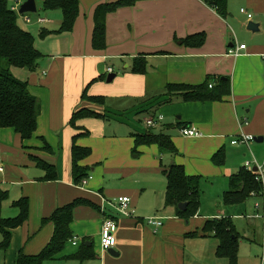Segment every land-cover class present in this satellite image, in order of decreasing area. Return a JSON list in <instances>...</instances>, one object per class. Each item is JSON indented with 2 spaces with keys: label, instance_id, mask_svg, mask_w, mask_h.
<instances>
[{
  "label": "crops",
  "instance_id": "crops-1",
  "mask_svg": "<svg viewBox=\"0 0 264 264\" xmlns=\"http://www.w3.org/2000/svg\"><path fill=\"white\" fill-rule=\"evenodd\" d=\"M26 1L14 0L9 5L14 7L12 4L21 5ZM34 1L37 13L46 22L38 29H31L18 16V23L33 34L35 47L43 58L35 72L21 69L18 75L14 73L17 69L12 72L19 80L28 82L31 95L41 102L38 128L28 141L14 129H0V188L9 194L2 217H17L19 211L13 208V203L27 198L29 218L13 231L10 248L0 249V264H16L20 253L38 255L54 234L53 223L46 220L58 208L76 201L87 204L74 210L71 225L74 237L59 256L45 264H205L212 254L216 257L218 247L216 239L202 236V229L210 219H234L243 238L240 246L245 241L251 242L248 234L241 233L243 227L237 220H263L258 217L264 213L259 208L249 218L232 214L246 212L248 202L263 198L251 197L240 205L224 204L226 213L218 208L217 212L206 215L203 203L206 190L202 183L209 184L207 190L215 185L218 188V183L221 187L218 190L222 192L219 198L223 201L230 177L245 166L233 169L231 158L239 145L231 142V146H226L225 141L244 134L262 138L264 143V0H228L227 19L221 18L203 0L140 1L108 16L107 47L103 51H95L92 46L94 12L100 4L119 0H79L80 14L70 33H58L63 21L61 11H44L45 0ZM241 9L254 14L253 19H248ZM251 22L259 26L257 32L247 30ZM43 30L50 35L41 38ZM199 34H205L203 46L184 43L188 37ZM240 45L247 46L242 55H231L230 50ZM138 58L147 63L144 75L131 73ZM116 65L122 68L123 74L137 79V88L131 96L139 98L135 115L143 118L145 126L142 131L129 132V138L119 145L109 144L108 141L115 139L105 137L108 136L105 126L98 122L102 117L81 119L76 127L70 126L73 114L79 109L91 110L104 118L102 102L95 98L108 94L104 92L105 73L111 68L115 74ZM208 78L214 84L220 78L230 79V96L222 102L205 103L165 96L168 84L197 86ZM151 117L163 119L148 129L145 121ZM89 126L99 131L93 132L94 140L90 144L87 141L91 132L86 129ZM186 127L197 128L203 137H183L180 130ZM148 132L171 137L179 154L169 165H182L187 175L202 177L201 207L189 221L178 217V207L165 206L167 179L163 166L169 165L164 163V154L155 145H135L134 136ZM46 144L51 148L49 153ZM74 144L93 149L90 157L81 161L85 179H90L85 187L74 182ZM220 150L225 152L223 166L212 161ZM37 159L53 165L58 179L44 181L46 172L37 165ZM140 177L149 179L145 182L147 186L141 179H134ZM124 196L131 198L134 216L124 217L114 212V203ZM149 218L162 220V227L155 230L147 224ZM108 219L118 225L114 248L118 257L101 248V231ZM193 233H198L199 238H187ZM2 239L0 233V243ZM84 242L92 248L95 258L81 262L73 256L79 253Z\"/></svg>",
  "mask_w": 264,
  "mask_h": 264
},
{
  "label": "trees",
  "instance_id": "trees-1",
  "mask_svg": "<svg viewBox=\"0 0 264 264\" xmlns=\"http://www.w3.org/2000/svg\"><path fill=\"white\" fill-rule=\"evenodd\" d=\"M140 1L151 0H119L114 3L100 4L94 12V30L92 35V46L95 51H103L107 47L106 22L110 14L117 12L121 8L133 7ZM209 7L223 19H227L228 0H203ZM9 5L8 0H0V129H14L24 141L33 138L38 128V119L41 115V102L31 95L27 81L19 80L14 76L13 69L35 72L39 68L42 54L35 47V38L32 33L23 29L18 23V13ZM44 11L59 10L63 14V21L58 33H70L73 31L75 23L80 14L79 0H45ZM50 32L43 30L41 38H46ZM205 34L190 36L184 43L193 47L203 46ZM147 72V63L144 59L134 60L131 73L144 75ZM213 83L212 78H208L205 83L197 86L188 84H168L166 95L168 99L181 97L185 102H222L225 97L231 94V82L228 78H220ZM210 84L213 87L210 88ZM97 101L101 99L95 98ZM171 101V100H170ZM168 100V102H170ZM89 117H103L100 114L88 109L77 110L72 117L71 124H76L81 119ZM88 134V132H87ZM136 147L157 146L162 154L177 156L178 149L174 145L171 137L161 134L155 135L150 132L145 135L134 136ZM46 150L51 152L50 146L46 144ZM92 154L91 149L73 145L72 148V173L76 185H80L87 177L85 168L81 166V161L87 159ZM212 161L217 166H223L225 162V152H217ZM36 163L45 172L44 181H55L58 179L57 170L53 165H49L41 160ZM164 175L167 179V189L165 195V206L177 208L181 203H189L185 212L178 211L180 219L189 221L197 216L201 207V176L187 175L184 166L172 163L168 167L163 166ZM258 173L242 168L238 173L230 177V187L223 194L225 205H240L248 201L251 197H262L263 185L257 181ZM9 199L8 192L0 188V233L2 242L0 249L7 251L12 242L14 230L22 227L29 218V200L20 199L13 203V208L18 209L19 214L15 218L5 219L2 217L3 204ZM87 204L84 201H76L62 208H58L46 221L53 223L54 234L49 244L35 256H26L20 253L16 264H45L54 260L65 249L66 245L73 239L71 225L74 221V210ZM203 237H212L218 241L216 257L226 260L229 264H238L240 242L243 240L238 233L232 219H210L207 220L203 229ZM187 238H199L198 233H193ZM83 262L94 259L92 248L86 243L82 245L78 254L73 256Z\"/></svg>",
  "mask_w": 264,
  "mask_h": 264
},
{
  "label": "rangeland",
  "instance_id": "rangeland-1",
  "mask_svg": "<svg viewBox=\"0 0 264 264\" xmlns=\"http://www.w3.org/2000/svg\"><path fill=\"white\" fill-rule=\"evenodd\" d=\"M12 1L14 0H8L10 5ZM12 5H14L15 8L20 6L18 3H14ZM24 16L30 17L29 23L26 21V17ZM40 18H42L40 17V13L19 15V20L25 22V25L31 27V29H38L40 28V26H42L41 24L37 23L38 19ZM114 68L116 69L115 75L117 76V79H115L113 83L110 84L107 83L109 74L105 73V75L107 76H106V83L104 84V92L108 94H101L103 95L102 96L103 98H101L102 103H100V107L103 110L102 112L104 114V118L102 117L101 119H98V122H100L102 125L105 126L104 132L108 133V136L105 137L115 139L114 141H108L109 144L116 142V144L119 145L125 142V140L129 138V132L142 131L143 129H145L144 128L145 126H144L143 118L137 117L135 115L136 112L135 107H137L136 104L139 98L136 99L134 96H131L134 95L135 93L134 90L137 88L138 82H136L137 80L136 77H133V75L130 74H126V75L123 74L122 68H118V65L114 66ZM18 70L19 69L14 70V73L16 75H18L17 73ZM119 97H123V98H119ZM71 125L72 124L70 121V126ZM86 129L89 132H91V135H89L87 141V143L90 144L92 140H94L93 132H99V131L97 127L93 128L91 126L86 127ZM246 136H251V135H246ZM237 138L238 137L234 138V140H236ZM112 139H108V140H112ZM232 141L231 140L225 141L226 142L225 145L231 146ZM97 143L101 144V141H97ZM238 143L239 144L237 145H239V147L236 148L238 149L237 153L233 154L231 158V165L233 169L237 168L240 165H245V163L248 160L255 163V166L256 165L261 166L264 163V143L258 144L254 141L248 143V145L240 144L239 141ZM163 156L165 159L164 163L166 165H169L171 161H175V159H173V156L169 154H164ZM136 161H138V159H136ZM134 179H141V181L144 182L143 184L144 186H147V183L145 184V182L149 181V179L143 177L134 178ZM202 184H203V189L206 190L205 195L203 196L205 214L209 215L215 213L217 212L218 208H221L220 211L221 213H226L227 209L223 207L225 205L222 199L219 198L222 194V192L218 190L221 188L220 185L217 183L218 188H216L215 185L214 188H210V190H207L209 189V184L207 183L204 184V182ZM257 206H259L260 212L263 214L264 199L257 201L255 203L254 201H250L248 202V207H247L248 209L246 212L245 211L242 213L236 212L235 214L232 215L233 216L242 215L245 216L244 218H249L250 216H254V214H256L254 211H256ZM114 212L117 214L116 210ZM258 218H262V217H258ZM263 220L258 219V220H250L247 222L245 219L237 220L239 222V226L243 227L241 233L248 234L249 235L248 238L251 239V242L245 241L240 246L238 264H263L264 261V221ZM233 222L235 226H237L236 221L234 219ZM204 263L229 264L227 261H218L216 257L213 256V254L212 256L209 257V259L205 260Z\"/></svg>",
  "mask_w": 264,
  "mask_h": 264
},
{
  "label": "built area",
  "instance_id": "built-area-1",
  "mask_svg": "<svg viewBox=\"0 0 264 264\" xmlns=\"http://www.w3.org/2000/svg\"><path fill=\"white\" fill-rule=\"evenodd\" d=\"M19 7L17 8H13L14 11H16L17 13L19 12ZM241 13L246 15L248 17V19L252 20L254 15L251 13H248L247 10L245 9H241ZM26 21L29 23L30 22V18L26 17ZM46 20L44 19H38V23L43 24L45 23ZM247 46L246 45H240L238 47H235L233 49L230 50V54L235 56V57H239L242 55L241 51L246 50ZM263 60H264V55H263ZM108 74H112L113 70L111 68H108L107 71ZM213 87V84H210V88ZM162 117H159L158 119H156L155 117H151L148 118L145 121V125L148 129L153 128L154 126H156L159 121H162ZM181 135L185 138H195V139H199L203 137V134L197 129V128H182L180 130ZM238 141L240 142V144H247L254 141V137L252 136H246V135H241L240 137H238L236 140L232 141L233 145H237L239 144ZM257 167L258 168V176H257V181L261 182L263 187H264V163L259 166L256 165L255 163H253L252 161H247L244 168L248 171H253V169ZM0 171H2V169H0ZM90 179H84L82 181V183L80 184L81 187H85L88 184V181ZM256 194H253L254 197ZM262 198L264 199V189L262 192ZM130 205H131V198L129 197H119L116 202L114 203V207L117 210V212L124 216V217H131L134 216V211H132L130 209ZM256 209H259V206L256 207ZM262 218L264 219V215L262 216ZM147 224L152 226L155 230H158L159 228L162 227L163 223L162 220L158 219V218H149L147 220ZM118 231V225L114 220H106L103 223V227H102V231H101V248L103 251H110L112 249H114L116 247L117 244V238H116V233ZM73 244L76 245L77 244V239L75 238L73 240Z\"/></svg>",
  "mask_w": 264,
  "mask_h": 264
},
{
  "label": "water",
  "instance_id": "water-1",
  "mask_svg": "<svg viewBox=\"0 0 264 264\" xmlns=\"http://www.w3.org/2000/svg\"><path fill=\"white\" fill-rule=\"evenodd\" d=\"M34 13H37L36 2L34 0H27L26 2H24L20 5L19 12H18L19 15L34 14ZM247 30L251 31V32H257L259 30V26L255 23L251 22L248 24ZM115 78H116L115 74H110L108 76L107 81L109 83H111ZM254 142L260 144V143H263V139L262 138H254ZM253 172H255V173L258 172V168L255 167L253 169ZM188 206H189V203H181L178 205V210L181 212H185L187 210ZM109 254L113 257H118V255H119L115 252L114 249L110 250Z\"/></svg>",
  "mask_w": 264,
  "mask_h": 264
}]
</instances>
